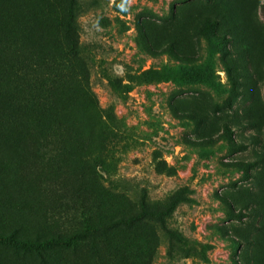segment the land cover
I'll return each mask as SVG.
<instances>
[{
	"label": "rangeland",
	"instance_id": "obj_1",
	"mask_svg": "<svg viewBox=\"0 0 264 264\" xmlns=\"http://www.w3.org/2000/svg\"><path fill=\"white\" fill-rule=\"evenodd\" d=\"M203 2L79 0L77 23L89 72L87 88L73 93L65 113L72 130L66 136L68 148L58 149L61 143L54 140L58 147L54 164L46 167L36 159L9 177L7 185L13 191L0 219L10 223L7 227H20L22 238L37 230L61 231L59 218L66 217V209L59 202L65 195L73 199L77 190L105 221L139 212L143 193L145 207L152 212L163 211L181 189L188 191L190 201L166 216L163 227L145 218L111 230L122 257L80 248L76 250L80 257L75 258L73 250L56 249L45 254L50 264H234L238 260L244 247L239 249L228 236L248 232L232 214L250 193L264 198V170L246 165L264 153V135L257 133L262 135L261 144L244 140L254 130L241 135L232 126L228 104L237 114L250 104L264 113L260 83L264 59L258 67L250 66L255 90L235 96L221 53L204 39L199 38L192 63L167 54L151 55L139 45L140 21L159 22L172 10L183 15L201 8ZM260 4V0H231L233 10L245 15L246 25L264 31ZM180 71L191 74L192 80L182 78ZM144 72L153 73V79L139 83L137 77ZM237 73L245 84L240 67ZM107 75L126 89L114 90ZM171 105H176L179 115L173 114ZM223 125L229 126L231 135L224 133ZM43 183L51 189L45 191ZM263 216L264 210L250 220L259 224ZM0 256L14 264H38L33 256L5 248H0Z\"/></svg>",
	"mask_w": 264,
	"mask_h": 264
},
{
	"label": "trees",
	"instance_id": "obj_2",
	"mask_svg": "<svg viewBox=\"0 0 264 264\" xmlns=\"http://www.w3.org/2000/svg\"><path fill=\"white\" fill-rule=\"evenodd\" d=\"M260 1L264 16V0ZM78 16L79 0H0V211L13 191L7 185L11 175L18 169H26L36 159L49 167L56 162L58 149L68 148L66 136L72 130L65 113L73 93L87 88L89 72L85 49L80 43ZM243 17L244 14L233 10L231 0H204L201 8L183 15L172 10L170 16L159 22L140 21L137 24L139 45L151 55L167 54L177 61L192 63L197 59L198 41L202 38L221 53L235 96L238 93L247 96L255 90L250 66L256 68L264 59V31L246 25ZM238 67L242 69L245 84L239 81ZM180 73L187 81L192 80L191 74ZM152 75L144 72L137 81H151ZM106 78L114 90L126 89L116 77L107 75ZM248 82L252 83L248 86ZM260 83L264 88V79ZM228 108L232 126L241 135L254 130L244 140L261 144L264 124L262 130L257 129L258 124L264 123V113L260 107L250 104L238 114L232 112L231 103ZM171 110L179 115L176 105H171ZM223 131L232 134L227 125H223ZM260 132H263L261 136L257 134ZM54 140L61 143L60 148ZM242 146L247 148L246 144ZM246 165L250 170H264V153H258ZM48 185L43 183L42 188L48 191L51 189ZM187 193L186 189L177 191L161 212L146 209L143 193L138 202L139 212L105 221L100 214L95 215L96 207H91L77 190L73 199L65 195L59 202L66 209V217L59 218L63 223L61 231L37 230L22 238L20 227V230L7 227L10 223L0 219V248L33 256L38 264H50L45 254L56 249L73 250L75 258L80 257L76 252L80 248L93 254L102 249L122 257V247L114 244L111 230L145 218L157 220L163 227L166 216L179 204L190 201ZM234 209L230 203L233 213ZM263 210L264 198L250 193L239 204L236 214H232L239 225L245 226L244 232H248L247 235L237 233L233 238L228 236L238 248L244 247L234 264H264V216L259 224L250 220ZM251 229L255 233H250ZM224 232L229 235L227 229ZM1 258L0 264H14Z\"/></svg>",
	"mask_w": 264,
	"mask_h": 264
}]
</instances>
